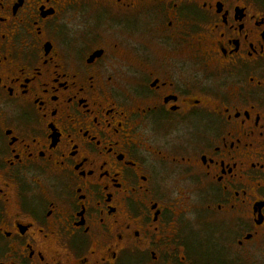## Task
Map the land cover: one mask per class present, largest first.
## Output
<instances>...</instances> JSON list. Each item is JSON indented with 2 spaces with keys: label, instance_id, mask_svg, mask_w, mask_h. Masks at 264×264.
Wrapping results in <instances>:
<instances>
[{
  "label": "flooded vegetation",
  "instance_id": "flooded-vegetation-1",
  "mask_svg": "<svg viewBox=\"0 0 264 264\" xmlns=\"http://www.w3.org/2000/svg\"><path fill=\"white\" fill-rule=\"evenodd\" d=\"M263 242L264 0H0V264Z\"/></svg>",
  "mask_w": 264,
  "mask_h": 264
},
{
  "label": "rangeland",
  "instance_id": "rangeland-1",
  "mask_svg": "<svg viewBox=\"0 0 264 264\" xmlns=\"http://www.w3.org/2000/svg\"><path fill=\"white\" fill-rule=\"evenodd\" d=\"M262 248V249H261ZM254 257L256 258V264H264V242H263V246H260L259 249L254 250Z\"/></svg>",
  "mask_w": 264,
  "mask_h": 264
}]
</instances>
